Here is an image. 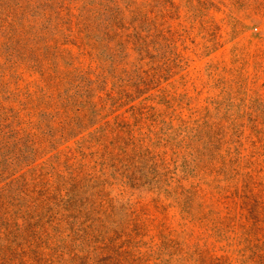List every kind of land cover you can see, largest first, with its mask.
<instances>
[{
	"label": "rangeland",
	"instance_id": "obj_1",
	"mask_svg": "<svg viewBox=\"0 0 264 264\" xmlns=\"http://www.w3.org/2000/svg\"><path fill=\"white\" fill-rule=\"evenodd\" d=\"M0 264H264V0H0Z\"/></svg>",
	"mask_w": 264,
	"mask_h": 264
}]
</instances>
